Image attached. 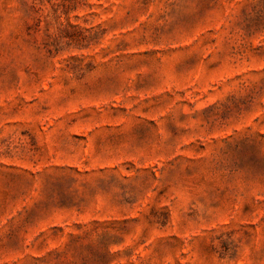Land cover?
<instances>
[{
    "label": "rangeland",
    "instance_id": "1",
    "mask_svg": "<svg viewBox=\"0 0 264 264\" xmlns=\"http://www.w3.org/2000/svg\"><path fill=\"white\" fill-rule=\"evenodd\" d=\"M0 264H264V0H0Z\"/></svg>",
    "mask_w": 264,
    "mask_h": 264
}]
</instances>
